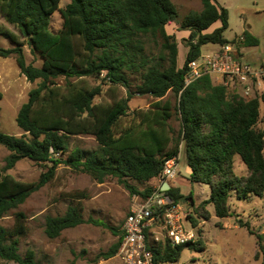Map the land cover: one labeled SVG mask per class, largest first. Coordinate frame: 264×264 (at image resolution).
<instances>
[{
  "label": "trees",
  "instance_id": "obj_1",
  "mask_svg": "<svg viewBox=\"0 0 264 264\" xmlns=\"http://www.w3.org/2000/svg\"><path fill=\"white\" fill-rule=\"evenodd\" d=\"M61 2L0 0V15L20 34L0 27V36L15 45L11 49L0 47V57H15L30 83L40 81L17 115V124L25 134L16 137L0 131V146L10 152L0 167V261L38 264L34 253L20 254L19 239L12 240V233L25 235V215L16 214L13 232L1 222L50 183L60 165L85 173L98 183L117 179L132 194L146 199L154 188L139 191L130 181L156 180L166 162L182 153L191 170L189 181L210 186V197L201 204L205 220L210 219L208 206L214 208L217 218L230 217L233 195L239 200L264 197V97L242 98L216 84L211 76L185 86L188 64L201 56L202 48L228 43L224 33L229 29V12L218 0H201L202 11H192L183 19L173 0H70L65 8ZM58 12L63 25L54 33L50 25ZM217 22L222 26L206 33ZM172 24L179 31L190 32L186 40L189 52L182 68L178 65L179 43L167 32ZM145 37L161 42L164 54L155 64L146 56ZM244 38L245 47L260 44L248 31ZM25 45L42 59L41 67L27 63ZM127 73L141 74L138 94L155 99L149 109L130 113L133 93ZM102 76L112 86L128 89V97L95 103L100 87L91 89L68 81ZM61 77L67 80L66 85L57 82ZM170 94L177 99L175 104ZM2 99L0 92V102ZM130 115L131 120L125 121ZM175 115L181 122L178 139L173 138L169 124ZM75 136L93 137L98 148L71 150L69 140ZM237 157L247 167V176L236 174ZM24 159L47 169L38 182L24 183L8 174ZM166 193L176 205L186 198L177 187ZM82 210L80 205L70 206L63 216H48L47 237L57 239L64 231L84 224ZM110 229L119 238L101 256L103 260L116 257L123 241V230ZM149 245L156 264L178 263L185 250H202L197 240L175 247L169 242Z\"/></svg>",
  "mask_w": 264,
  "mask_h": 264
},
{
  "label": "rangeland",
  "instance_id": "obj_2",
  "mask_svg": "<svg viewBox=\"0 0 264 264\" xmlns=\"http://www.w3.org/2000/svg\"><path fill=\"white\" fill-rule=\"evenodd\" d=\"M173 2L178 9L180 19L185 18L192 11L200 12L203 9L201 0H173ZM218 2L229 12V29L224 33V38L230 44H239L238 50L243 53L245 62L254 67L264 65V0H218ZM69 3L70 0H62L61 8H65ZM62 25L63 18L58 12L51 20L50 30L57 33L62 29ZM0 27L20 35L19 31L1 15ZM173 30L178 32L179 28L169 25L170 35ZM246 31L259 39V46L246 48L243 43L240 44V39L244 37ZM184 36L188 34L185 33ZM178 37L179 39L176 38L180 44L178 65L182 68L187 58L186 40L189 37L182 39V34H178ZM143 41L146 56L153 64L160 61V57L164 54L161 42L149 37L143 38ZM0 47L11 49L15 45L9 39L0 36ZM221 48L222 44H208L202 48L201 54H211ZM23 50L28 64L35 67L42 66V59L31 53L29 45H25ZM161 63L166 65V62ZM20 71L15 57H0V73L9 77L0 79V92L3 94L0 102V131L16 137L25 134L17 124V115L22 105L28 101L30 91L40 84L39 80L30 83L23 77L19 78ZM127 75L131 85L130 91L133 93L129 102L130 113L135 109L149 108L155 99L138 94V88L142 83L141 74L127 73ZM103 79L104 76L100 79L71 78L68 81L83 83V86L91 89L100 87L101 92L94 99L95 103H111L113 100L128 97V89L121 86L114 87ZM57 82L66 85L67 80L61 77ZM169 98L174 104L176 103L177 99L173 94H170ZM261 111L263 113V107ZM130 120L131 115L125 119L128 122ZM169 124L173 138L178 139L181 134L179 116L175 115ZM69 141L71 150L77 148L94 151L98 148L97 142L90 136H75ZM9 154L6 148L0 146V167H4L5 159ZM46 170L43 165L24 159L8 174L21 182L35 183ZM235 172L239 176L248 175L247 167L239 157L235 160ZM190 175L186 157L182 154L177 182L172 181L171 184L179 186L185 197L191 196L193 199L194 204L188 199L187 208L184 209L187 217L184 220V228L187 232L193 231L197 235V242L201 243L202 250H185L178 264H264V197L239 200L233 195L229 202L230 217L219 219L215 215L214 208L208 206L206 209L210 219L205 220L206 211L201 208V204L210 197L211 189L205 184L191 183ZM130 184L139 191L158 187V182L155 180L149 183L130 181ZM141 201V197L132 194L117 179L108 178L104 183H98L85 173L60 165L54 179L34 193L24 205L7 214L1 224L8 231L13 232L17 224L16 214L25 215L24 226L27 230L25 235L17 236L12 233V240L19 239L20 254L25 257L28 252L34 253L38 264H121L116 257L103 260L101 256L107 253L119 238L110 228H116L121 232L133 205ZM79 205L83 209L86 222L64 231L57 239H49L45 233L46 218L63 216L70 206ZM193 219L197 222V226H194ZM91 220L101 225L96 226L89 222ZM0 264L15 263L0 261Z\"/></svg>",
  "mask_w": 264,
  "mask_h": 264
},
{
  "label": "built area",
  "instance_id": "obj_3",
  "mask_svg": "<svg viewBox=\"0 0 264 264\" xmlns=\"http://www.w3.org/2000/svg\"><path fill=\"white\" fill-rule=\"evenodd\" d=\"M245 40L241 37L240 44ZM239 44L227 43L219 51L203 55L188 64L185 86L211 76L218 84L245 99L264 97V65L254 67L245 62ZM181 153L168 160L156 179L158 187L152 195L133 205L123 225V241L116 255L121 264H156L149 243H165L173 247L197 240V235L184 228L186 214L180 204L163 191L165 184L175 181L179 173ZM178 264V263H164Z\"/></svg>",
  "mask_w": 264,
  "mask_h": 264
},
{
  "label": "crops",
  "instance_id": "obj_4",
  "mask_svg": "<svg viewBox=\"0 0 264 264\" xmlns=\"http://www.w3.org/2000/svg\"><path fill=\"white\" fill-rule=\"evenodd\" d=\"M219 3V2H218ZM171 26H175V27H177V25L176 24H172ZM222 26V24H221V22H217L216 24H214L208 31H206V33H212L214 30H216V29H218V28H220ZM167 32H168V26H167ZM174 33H175V36H176V38L177 39H179V37H178V34H182V39H184L185 37L186 38H188L189 36H190V32H188V31H175L174 32V30H173V33H172V35H174ZM185 33H187L188 34V36H184V34ZM169 34V33H168ZM179 47H180V44H179ZM246 48H251V47H246ZM188 52H189V49H188V47H187V50H186V54H188ZM181 68V67H180ZM18 76H19V78H25V80H27L26 79V77H24L23 75H22V73H21V71H20V73L18 74ZM3 78L4 79H7V78H9L8 76H6L4 73H0V79L1 80H3ZM149 108H150V106H149ZM149 108H147V109H149ZM146 109V110H147ZM181 155H182V153H181ZM189 173H191V170L189 169ZM156 181V180H155ZM175 182H177V179L175 180ZM179 182V181H178ZM180 183V182H179ZM171 187H172V185H171ZM173 187H177V188H180L179 186H173ZM181 189V188H180ZM181 192H182V190H181ZM183 194V193H182ZM190 196H188V197H186L185 199H183L181 202H180V205H181V207L183 208V209H185L186 210V208H187V202H188V199L192 202V204H194V202L192 201V199H190L189 198Z\"/></svg>",
  "mask_w": 264,
  "mask_h": 264
},
{
  "label": "water",
  "instance_id": "obj_5",
  "mask_svg": "<svg viewBox=\"0 0 264 264\" xmlns=\"http://www.w3.org/2000/svg\"><path fill=\"white\" fill-rule=\"evenodd\" d=\"M171 189V185L170 184H165L163 187H162V190L163 191H169Z\"/></svg>",
  "mask_w": 264,
  "mask_h": 264
}]
</instances>
